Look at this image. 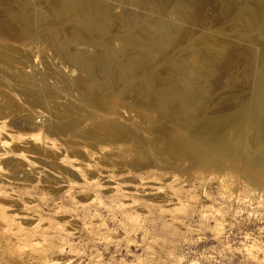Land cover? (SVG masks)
<instances>
[{
	"label": "rangeland",
	"instance_id": "374dc122",
	"mask_svg": "<svg viewBox=\"0 0 264 264\" xmlns=\"http://www.w3.org/2000/svg\"><path fill=\"white\" fill-rule=\"evenodd\" d=\"M0 125V264H264V0H0Z\"/></svg>",
	"mask_w": 264,
	"mask_h": 264
},
{
	"label": "bare ground",
	"instance_id": "6f19581e",
	"mask_svg": "<svg viewBox=\"0 0 264 264\" xmlns=\"http://www.w3.org/2000/svg\"><path fill=\"white\" fill-rule=\"evenodd\" d=\"M76 59L77 61L84 67V68H90L94 65V56L92 54H76ZM244 112L242 111V113H240L238 116H234L233 118L229 119L228 122L233 123V124H237L239 128H242V117H243ZM3 125L5 124V120H2ZM3 125H0L1 127ZM31 134L33 135H39L40 132L39 131H33ZM8 142V141H4V144ZM216 148L219 150V152H222L225 150V143H224V139L223 138H219L216 141ZM143 192L147 193L148 191H146L145 189H142Z\"/></svg>",
	"mask_w": 264,
	"mask_h": 264
}]
</instances>
